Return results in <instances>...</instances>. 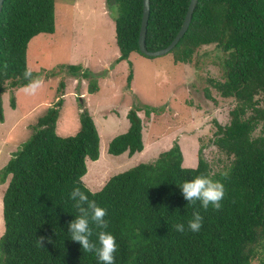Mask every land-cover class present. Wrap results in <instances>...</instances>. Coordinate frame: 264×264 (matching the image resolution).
Here are the masks:
<instances>
[{
    "label": "trees",
    "instance_id": "1",
    "mask_svg": "<svg viewBox=\"0 0 264 264\" xmlns=\"http://www.w3.org/2000/svg\"><path fill=\"white\" fill-rule=\"evenodd\" d=\"M149 1L145 43L148 50H157L178 32L190 0ZM106 3L117 8L116 61L135 51L144 55L138 48L143 0ZM54 29V0H3L0 122L4 121L1 96L5 85L17 88L27 83L23 73L29 41ZM209 44L222 52L223 76L222 81L208 79L209 84L222 97L234 100L228 123H217L213 138L216 147L231 157L229 165L211 173L199 149L196 166L184 167L175 141L152 162L110 176L95 196L89 194L107 210L108 227L103 230L116 238L115 264H251L254 260L264 264V107L260 97L264 95V0H198L187 30L170 53L174 62L187 64L197 49ZM60 67L76 78L88 79L89 92L98 90L90 70L81 65ZM131 78L130 71L128 83ZM208 90L205 94L210 97ZM62 95L38 118L31 135L0 170V181L9 176L2 198L0 264H100L95 253L84 252L68 233V222L78 215L69 193L76 186L87 190L82 176L86 159L99 157V134L86 107L80 112L76 134L56 133ZM10 103L15 107L14 96ZM140 110L147 117L156 112L149 105L130 107L126 113L129 126L110 140V154L127 151L131 156L143 149ZM197 175L224 184L220 210L209 206L204 211L199 202L193 205L183 198L179 185ZM195 210L203 216L199 232L187 228ZM177 224H184L185 231H176ZM90 226V239L96 242L100 229ZM40 235L51 237V242L39 247Z\"/></svg>",
    "mask_w": 264,
    "mask_h": 264
},
{
    "label": "rangeland",
    "instance_id": "2",
    "mask_svg": "<svg viewBox=\"0 0 264 264\" xmlns=\"http://www.w3.org/2000/svg\"><path fill=\"white\" fill-rule=\"evenodd\" d=\"M116 15V5L108 7L106 0H54V31L31 38L26 55L27 67L33 69L34 77L42 78L43 86L35 95H25L22 86L6 84L1 96L8 122H0V170L62 93L56 133L76 134L80 112L86 107L99 134V157L86 159L87 170L82 176L87 188L98 191L110 176L138 163L152 162L175 141L180 145L184 167L196 166L199 149L211 173L228 167L231 157L216 147L213 138L216 124L228 123L234 100L222 97L208 81L223 79L220 49L214 44L201 46L187 64L174 62L170 52L148 57L135 51L127 59L116 61ZM61 65H81L90 70L98 90L89 92L88 79L70 75ZM12 96L16 107L11 106ZM260 97L264 107V95ZM135 104L153 106L156 111L149 117L144 110L138 112L143 122V150L131 156L127 152L110 154L108 144L126 131V113ZM8 180L9 176L0 181V236L4 231L2 198ZM251 264L259 263L254 260Z\"/></svg>",
    "mask_w": 264,
    "mask_h": 264
},
{
    "label": "clouds",
    "instance_id": "3",
    "mask_svg": "<svg viewBox=\"0 0 264 264\" xmlns=\"http://www.w3.org/2000/svg\"><path fill=\"white\" fill-rule=\"evenodd\" d=\"M4 68H7L5 63ZM24 79L27 81L21 92L25 95H35L43 86V80L40 77H33V69L26 67L23 73ZM183 170H187L182 168ZM191 170H195L192 168ZM183 198L189 203L195 205L199 202L200 207L207 211L209 206L213 210H220L221 201L225 196L224 184L218 180H213L204 175H197L192 179L184 181L179 185ZM89 194L96 195V191L87 188L82 191L81 187H73L69 193V198L73 201L74 208L78 212L75 219L68 222V233L70 239L78 243L84 252L95 253L100 264H115V253L117 251L116 238L109 232L104 231L108 227V221L105 219L107 210L97 205L96 201L89 198ZM203 224V216L199 210H195L192 218L188 221L187 228L191 232H199ZM95 225L100 229L96 233L97 241L93 242L90 237L93 235ZM176 231L184 232V224L175 225ZM45 241L51 242V237L40 235L37 239V245L44 247Z\"/></svg>",
    "mask_w": 264,
    "mask_h": 264
},
{
    "label": "water",
    "instance_id": "4",
    "mask_svg": "<svg viewBox=\"0 0 264 264\" xmlns=\"http://www.w3.org/2000/svg\"><path fill=\"white\" fill-rule=\"evenodd\" d=\"M197 2L198 0L189 1L183 22L178 32L176 33V35L174 36V38L171 40V42L167 46H165L164 48L157 49V50H148L146 47V43H145V37H146L147 23H148L149 12H150V1L143 0L142 18H141L139 38H138L139 51L148 57H155V56L163 55V54L170 52V50L174 47V45L178 42V40L183 36L185 31L187 30L189 23L191 21L193 10ZM2 3H3V0H0V10L2 8Z\"/></svg>",
    "mask_w": 264,
    "mask_h": 264
},
{
    "label": "crops",
    "instance_id": "5",
    "mask_svg": "<svg viewBox=\"0 0 264 264\" xmlns=\"http://www.w3.org/2000/svg\"><path fill=\"white\" fill-rule=\"evenodd\" d=\"M103 15H105V13L103 12ZM119 55V54H118ZM16 107V106H15ZM16 121L17 120H15L14 122H12V124L10 125V128H12L13 127V125H15V123H16ZM6 122H8V118L5 116V114H4V121L3 122H1V123H6ZM128 126H129V124H128ZM128 128V127H127ZM127 130V129H126ZM143 150V149H142ZM125 152H127V151H125ZM124 153V152H123ZM136 153V152H135ZM129 156V155H128Z\"/></svg>",
    "mask_w": 264,
    "mask_h": 264
}]
</instances>
